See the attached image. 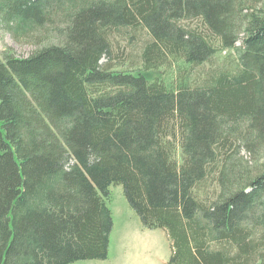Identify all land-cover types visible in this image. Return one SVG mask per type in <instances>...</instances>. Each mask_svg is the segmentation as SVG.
Listing matches in <instances>:
<instances>
[{
  "label": "trees",
  "instance_id": "16d2710c",
  "mask_svg": "<svg viewBox=\"0 0 264 264\" xmlns=\"http://www.w3.org/2000/svg\"><path fill=\"white\" fill-rule=\"evenodd\" d=\"M0 19L38 45L0 59V264L106 259L110 185L165 264H264V0H0Z\"/></svg>",
  "mask_w": 264,
  "mask_h": 264
},
{
  "label": "rangeland",
  "instance_id": "374dc122",
  "mask_svg": "<svg viewBox=\"0 0 264 264\" xmlns=\"http://www.w3.org/2000/svg\"><path fill=\"white\" fill-rule=\"evenodd\" d=\"M39 33V32H37ZM49 37H52L50 34ZM239 45V41L236 43ZM37 40L32 36L24 40L22 36H13L0 19V59L6 51L16 56H27L36 47ZM123 46V44H122ZM117 47L121 56L124 47ZM225 52L218 56L221 58ZM159 69L149 73L150 77L162 75ZM173 70L166 68L163 74L169 80ZM108 206L112 215V229L109 236L107 258L104 260H78L69 264H165L169 257V241L163 229H148L141 226L137 214L129 206L121 185L109 186Z\"/></svg>",
  "mask_w": 264,
  "mask_h": 264
}]
</instances>
